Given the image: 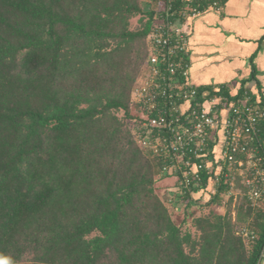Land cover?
<instances>
[{"label": "trees", "instance_id": "obj_1", "mask_svg": "<svg viewBox=\"0 0 264 264\" xmlns=\"http://www.w3.org/2000/svg\"><path fill=\"white\" fill-rule=\"evenodd\" d=\"M166 4L181 6L0 0V264L258 263L264 202L250 206L243 179L210 176L206 202L170 193L165 161L132 132V90Z\"/></svg>", "mask_w": 264, "mask_h": 264}, {"label": "built area", "instance_id": "obj_2", "mask_svg": "<svg viewBox=\"0 0 264 264\" xmlns=\"http://www.w3.org/2000/svg\"><path fill=\"white\" fill-rule=\"evenodd\" d=\"M178 1L179 8L166 4L155 15L148 34L146 70L131 94L138 109L132 132L142 148L165 161L161 176L172 180V193H190L206 202L216 185L210 176L236 174L255 207L264 202V108L248 97L226 106L223 98L199 95L189 81L187 22L221 6L216 1L203 6ZM202 175L209 176L205 190ZM235 195L227 192L226 200ZM239 236L246 245L256 238L247 229H241ZM262 251L257 264L262 262L264 245Z\"/></svg>", "mask_w": 264, "mask_h": 264}, {"label": "crops", "instance_id": "obj_3", "mask_svg": "<svg viewBox=\"0 0 264 264\" xmlns=\"http://www.w3.org/2000/svg\"><path fill=\"white\" fill-rule=\"evenodd\" d=\"M189 1L222 3L187 22L190 83L264 108V0Z\"/></svg>", "mask_w": 264, "mask_h": 264}, {"label": "rangeland", "instance_id": "obj_4", "mask_svg": "<svg viewBox=\"0 0 264 264\" xmlns=\"http://www.w3.org/2000/svg\"><path fill=\"white\" fill-rule=\"evenodd\" d=\"M134 25H135V20L132 22V26H134ZM170 180H171V179H170ZM166 183H167V182H166ZM168 183H172V180L169 181ZM168 183H167V184H168ZM162 185H166L165 182L162 183L161 186H162ZM171 185H172V184H171ZM170 191H171V189H170ZM170 191H169V192H170ZM172 192H173V191H171V193H172ZM196 198H197V197H196ZM176 213H178V214L181 216L180 208H177Z\"/></svg>", "mask_w": 264, "mask_h": 264}]
</instances>
